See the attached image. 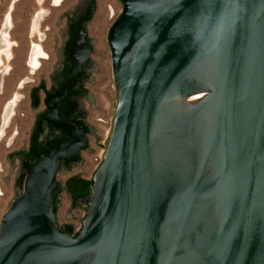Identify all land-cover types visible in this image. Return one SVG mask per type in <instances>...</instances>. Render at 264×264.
I'll return each instance as SVG.
<instances>
[{"label": "water", "instance_id": "water-1", "mask_svg": "<svg viewBox=\"0 0 264 264\" xmlns=\"http://www.w3.org/2000/svg\"><path fill=\"white\" fill-rule=\"evenodd\" d=\"M119 2L106 39L116 103L103 146L92 135L102 162L81 229L62 232L53 204L61 163L88 139L55 106L90 53L80 23L94 0L43 116L69 140L33 144L38 160L0 219V264H264V0Z\"/></svg>", "mask_w": 264, "mask_h": 264}, {"label": "rangeland", "instance_id": "rangeland-1", "mask_svg": "<svg viewBox=\"0 0 264 264\" xmlns=\"http://www.w3.org/2000/svg\"><path fill=\"white\" fill-rule=\"evenodd\" d=\"M77 3V0H64L61 6L54 7L51 5L50 0H42L40 3L38 0H0V31L6 16L9 15L8 35L13 43L12 56L8 62L9 71L0 77V128L5 105L14 94L20 96L13 109L12 117L7 125L4 126L0 137V219L14 199L13 186L17 173V169H12L9 174V163L6 160V156L27 146L37 113L31 108L28 92L41 78H47L51 73L53 66L58 60L56 50L60 49L62 44L59 31L64 29L66 19L63 17L58 26H56V23L63 13L68 12ZM39 10L45 11L39 30L43 36L42 42H40L41 48L43 47L42 49L47 55L45 59L40 60L38 69L31 72L26 65V56L29 46L39 41L37 37L30 35L32 20ZM121 10L122 6L119 0H96V10L93 19L87 25L90 38L95 39L94 49L100 53V56L94 55L92 58L97 66V72L91 76L95 83L88 86L90 94L93 95L94 106L98 109L90 108V103L86 102L85 110L88 114L87 123L95 129L94 134L100 138V140H97V145L100 146H103L109 131L116 103L110 50L106 39L110 27L120 15ZM21 83L22 85L20 86L19 84ZM95 141L94 136L89 137L88 148L94 152L90 154L83 152L81 154V159L84 160V164L81 167L73 168L68 173L60 172L57 175V180L60 184H63L68 177L76 175L92 179L94 172L102 162L101 153L103 150V147L95 145ZM12 164L16 165L14 162ZM7 176L9 181L6 184L2 178ZM68 207V201L63 196L62 206H60L57 213L60 224L64 223ZM85 214L86 209L84 206L82 209L79 208L73 211L71 215L75 216V219L70 223L78 226L79 220H81L79 222L81 223Z\"/></svg>", "mask_w": 264, "mask_h": 264}, {"label": "flooded vegetation", "instance_id": "flooded-vegetation-1", "mask_svg": "<svg viewBox=\"0 0 264 264\" xmlns=\"http://www.w3.org/2000/svg\"><path fill=\"white\" fill-rule=\"evenodd\" d=\"M79 1L75 8H71L70 12L65 13L64 18L66 19L64 24V32L62 34V47L58 51V61L57 64L52 69L51 73L47 78H41L39 82L32 86L28 92V98L31 104V108L34 111H37L34 123L29 135L28 144L22 150L11 153V156L8 160H12L16 165L11 166L12 169H17L16 181H14L16 188H18V183L20 178L26 173V168L34 165L38 158L33 152V144L35 146L36 153H40L46 146L54 143H65L69 140V137L65 135L60 129L52 127L47 123L46 119L43 116H46L49 113L48 105L51 104V100H48V97L58 96L61 92L63 86L69 81L70 69L73 66V61L69 57L70 45L72 44L75 33L77 30L78 21L85 16L86 8L89 5L91 0H77ZM96 10V0H94V8L91 11V17L80 23V26L84 33L86 34V43L90 47V53L85 63L81 65L80 73L75 77L72 86L70 87L67 95L62 98L57 104V117L60 119L66 118L69 122L77 123L82 126L85 134L87 135L88 145L85 149L81 151V154L85 151H88L89 146V137L94 135L93 129L87 123V114H86V102H91L90 91L88 86L91 84V76L96 72L94 67V62L92 60L95 50L93 48L94 41L91 40V36L88 33L87 25L92 21L94 13ZM40 121V124H39ZM81 154L80 158L76 161L64 160L60 165V172L68 173L73 168H76L81 163ZM41 156H44L41 155ZM28 169V168H27ZM57 174V175H58ZM77 178V179H75ZM83 179L80 176H71L68 177L63 184H60L61 191L57 195L54 206L56 209V221L61 231L63 227L66 226L72 228V234L74 230V225L70 222L74 221L75 216H71V219L67 220V214L65 216V223L60 224L58 222L57 213L60 208V205L64 198L67 199L70 210L72 214L73 211L82 208L80 201L89 197V193H86L84 188L79 185V180ZM22 183H20L21 186ZM85 192V193H84ZM72 197L70 199L69 197Z\"/></svg>", "mask_w": 264, "mask_h": 264}, {"label": "bare ground", "instance_id": "bare-ground-1", "mask_svg": "<svg viewBox=\"0 0 264 264\" xmlns=\"http://www.w3.org/2000/svg\"><path fill=\"white\" fill-rule=\"evenodd\" d=\"M42 0H38L40 3ZM54 6H60L63 0H51ZM45 11L39 10L37 14L34 16L31 27H30V35L37 37L39 40L37 43H32L29 46V50L26 56V63L29 66V70L34 72L39 67V59H45L46 54L41 48L40 42H42V34L40 33L39 26L41 20L43 19ZM10 17L6 16L4 24L2 25V29L0 31V77L3 74H7L9 71V64L11 58V49L13 47V43L9 39L8 30ZM20 86L22 85L19 84ZM20 96L14 94L13 97L9 100V102L5 105L3 113H2V126L0 128V137L2 136L4 126L7 125L8 121L12 117L13 109L16 103L19 101ZM108 133V132H107ZM1 139V138H0Z\"/></svg>", "mask_w": 264, "mask_h": 264}, {"label": "trees", "instance_id": "trees-1", "mask_svg": "<svg viewBox=\"0 0 264 264\" xmlns=\"http://www.w3.org/2000/svg\"><path fill=\"white\" fill-rule=\"evenodd\" d=\"M27 168H29V167H27ZM27 168H26V171H27ZM25 176H26V173H25L24 177L22 176V177L20 178L19 183H18V186H19L18 188H21V187H22V184H23V182H24ZM20 183H22L21 186H20ZM78 183H79V185H81L82 188L85 189L84 191H85L86 193H89L90 188H91V186H92V181H91V180H84V179H81V180H79ZM85 192H84V193H85ZM56 209H57V207L54 206V204H53V211H54V214H56ZM62 232H63V231H62Z\"/></svg>", "mask_w": 264, "mask_h": 264}, {"label": "crops", "instance_id": "crops-1", "mask_svg": "<svg viewBox=\"0 0 264 264\" xmlns=\"http://www.w3.org/2000/svg\"><path fill=\"white\" fill-rule=\"evenodd\" d=\"M64 1V0H63ZM50 2H51V0H50ZM62 4V3H61ZM51 5L52 6H54L53 4H52V2H51ZM61 6V5H60ZM54 7H59V6H54ZM2 28V27H1ZM42 46V45H41ZM43 48V47H42ZM42 50H44V49H42ZM45 52V51H44ZM46 53V52H45ZM47 55V54H46ZM11 56H12V52H11ZM40 60L41 59H39L38 61H39V63H40ZM26 65H27V67H28V70H29V66H28V64L26 63ZM11 154V153H10ZM84 180H90V179H88V178H83ZM0 188H1V186H0ZM1 195V194H0ZM61 206H62V203H61ZM60 209V208H59ZM72 216V215H71ZM57 218H58V216H57ZM59 222V221H58ZM64 223H65V217H64ZM63 224V223H62Z\"/></svg>", "mask_w": 264, "mask_h": 264}, {"label": "built area", "instance_id": "built-area-1", "mask_svg": "<svg viewBox=\"0 0 264 264\" xmlns=\"http://www.w3.org/2000/svg\"><path fill=\"white\" fill-rule=\"evenodd\" d=\"M102 152H103V150H102ZM101 154H102V153H101ZM80 221H81V220H79V222H80ZM79 222H78V224H79L78 226H74V230H73V233H74V234H73V235H75V234L81 229V226H82L81 223H82V222H81V223H79Z\"/></svg>", "mask_w": 264, "mask_h": 264}]
</instances>
